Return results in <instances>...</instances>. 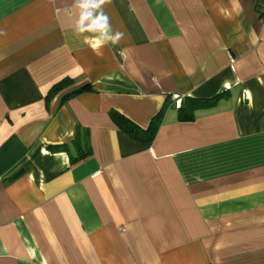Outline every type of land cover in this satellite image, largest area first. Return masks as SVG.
I'll return each mask as SVG.
<instances>
[{
    "label": "crops",
    "instance_id": "obj_1",
    "mask_svg": "<svg viewBox=\"0 0 264 264\" xmlns=\"http://www.w3.org/2000/svg\"><path fill=\"white\" fill-rule=\"evenodd\" d=\"M73 2L0 0V264H264V0Z\"/></svg>",
    "mask_w": 264,
    "mask_h": 264
},
{
    "label": "trees",
    "instance_id": "obj_2",
    "mask_svg": "<svg viewBox=\"0 0 264 264\" xmlns=\"http://www.w3.org/2000/svg\"><path fill=\"white\" fill-rule=\"evenodd\" d=\"M70 80H64L58 85L55 86V91L62 89L65 85H68ZM88 86H83L71 93H69L67 96H73L75 94L80 93L83 90H87ZM217 100V97L211 98V99H197V98H186L184 100V105L178 109V114L180 119L189 120L192 118L193 113L195 110L204 108V107H210L215 104ZM112 118L118 125L120 129H122L124 132H126L132 139L141 141V142H149L153 139L156 131V125L153 123L155 120H158L161 116V112H159L155 117H153L150 121L149 126L147 129H141L136 124L131 122L128 118L120 115L119 113H112ZM73 145L77 151V156L75 158H72V162L79 161L83 159L84 157L88 156L90 154V148L88 144V138L87 133L79 134L77 133L76 138L73 142ZM64 149V151L68 152L67 147H61ZM69 153V152H68Z\"/></svg>",
    "mask_w": 264,
    "mask_h": 264
},
{
    "label": "clouds",
    "instance_id": "obj_3",
    "mask_svg": "<svg viewBox=\"0 0 264 264\" xmlns=\"http://www.w3.org/2000/svg\"><path fill=\"white\" fill-rule=\"evenodd\" d=\"M110 3L111 0H74L71 6L78 11V19L73 27L74 34L77 37L84 36L85 41L89 36L84 34H90L93 40L92 48L96 52L109 42L112 45L118 44L124 36V33L114 32L112 29L110 18L105 12V6Z\"/></svg>",
    "mask_w": 264,
    "mask_h": 264
},
{
    "label": "built area",
    "instance_id": "obj_4",
    "mask_svg": "<svg viewBox=\"0 0 264 264\" xmlns=\"http://www.w3.org/2000/svg\"><path fill=\"white\" fill-rule=\"evenodd\" d=\"M173 98H175V96H172Z\"/></svg>",
    "mask_w": 264,
    "mask_h": 264
}]
</instances>
